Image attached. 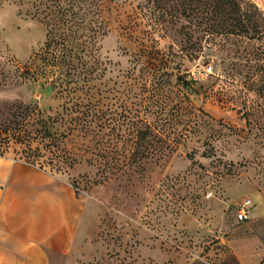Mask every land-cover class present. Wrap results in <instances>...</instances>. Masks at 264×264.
<instances>
[{
  "label": "rangeland",
  "instance_id": "rangeland-1",
  "mask_svg": "<svg viewBox=\"0 0 264 264\" xmlns=\"http://www.w3.org/2000/svg\"><path fill=\"white\" fill-rule=\"evenodd\" d=\"M249 1L264 17V0ZM173 3L0 0V120L13 104L37 106L44 117L77 97L88 104L92 130L61 142L70 166L30 164L13 142L0 143V155L64 178L89 199V264H248L262 251L264 101L247 85L227 84L234 59L219 47L187 54L186 21L171 19ZM92 29L102 70L86 97L59 95L50 77L31 76L47 40H88ZM246 198L249 218L237 222Z\"/></svg>",
  "mask_w": 264,
  "mask_h": 264
},
{
  "label": "trees",
  "instance_id": "trees-1",
  "mask_svg": "<svg viewBox=\"0 0 264 264\" xmlns=\"http://www.w3.org/2000/svg\"><path fill=\"white\" fill-rule=\"evenodd\" d=\"M172 1L171 19L176 22L183 17L186 21L180 26L179 33L185 37L182 48L187 54L193 58L195 51L219 47L226 57L234 59L226 73L230 80L227 84L235 87V81L239 85H247L251 90L258 91L264 101V45L248 43L264 41V17L259 9L249 0ZM96 35L97 31L92 29L88 40L86 36L83 39L66 35L50 38L33 56L30 64L38 63L31 76L41 74L50 77L59 95L65 94L70 98L77 91H85L86 97L88 83L102 70L101 62L95 57L98 51L95 48ZM168 62L171 61L166 59L163 64L168 66ZM180 65L175 62L174 68H180ZM176 82L194 90L181 75H176ZM241 94L240 90L238 96ZM233 99L230 97V100ZM84 100L77 97L55 116L46 117L42 116L37 106L11 105L10 118L4 122L0 120V143L19 144L21 155L33 165L70 166L74 159L61 147L62 140L75 131L87 134L92 130L87 120L88 104ZM96 119L100 120L99 114ZM60 128L63 130L60 131Z\"/></svg>",
  "mask_w": 264,
  "mask_h": 264
},
{
  "label": "crops",
  "instance_id": "crops-1",
  "mask_svg": "<svg viewBox=\"0 0 264 264\" xmlns=\"http://www.w3.org/2000/svg\"><path fill=\"white\" fill-rule=\"evenodd\" d=\"M91 206L66 179L0 155V264H89ZM259 246L248 264H264Z\"/></svg>",
  "mask_w": 264,
  "mask_h": 264
},
{
  "label": "built area",
  "instance_id": "built-area-1",
  "mask_svg": "<svg viewBox=\"0 0 264 264\" xmlns=\"http://www.w3.org/2000/svg\"><path fill=\"white\" fill-rule=\"evenodd\" d=\"M251 200L249 198L241 200L236 207L235 218L237 222L247 221L250 214Z\"/></svg>",
  "mask_w": 264,
  "mask_h": 264
}]
</instances>
